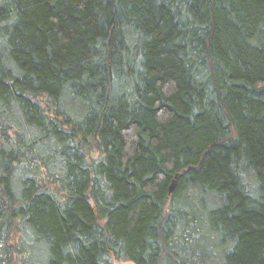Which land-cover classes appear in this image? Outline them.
I'll return each mask as SVG.
<instances>
[{"label":"trees","instance_id":"1","mask_svg":"<svg viewBox=\"0 0 264 264\" xmlns=\"http://www.w3.org/2000/svg\"><path fill=\"white\" fill-rule=\"evenodd\" d=\"M128 262L264 264V0H0V264Z\"/></svg>","mask_w":264,"mask_h":264},{"label":"water","instance_id":"2","mask_svg":"<svg viewBox=\"0 0 264 264\" xmlns=\"http://www.w3.org/2000/svg\"><path fill=\"white\" fill-rule=\"evenodd\" d=\"M179 176H176V179L173 181L171 187H170V194H172L177 186V178ZM125 264H136V263H133V262H128V263H125Z\"/></svg>","mask_w":264,"mask_h":264},{"label":"rangeland","instance_id":"3","mask_svg":"<svg viewBox=\"0 0 264 264\" xmlns=\"http://www.w3.org/2000/svg\"><path fill=\"white\" fill-rule=\"evenodd\" d=\"M122 264V263H121Z\"/></svg>","mask_w":264,"mask_h":264}]
</instances>
